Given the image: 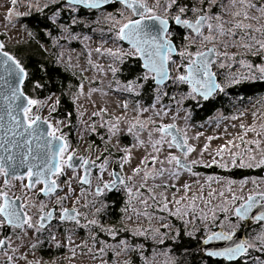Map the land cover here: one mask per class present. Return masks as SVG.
I'll list each match as a JSON object with an SVG mask.
<instances>
[{
  "label": "snow or ice",
  "instance_id": "obj_1",
  "mask_svg": "<svg viewBox=\"0 0 264 264\" xmlns=\"http://www.w3.org/2000/svg\"><path fill=\"white\" fill-rule=\"evenodd\" d=\"M17 2L18 0H10L12 7L4 17L12 27H15L14 17L21 15L15 11ZM52 2L61 4L62 8H66L70 13H79L82 8L102 10L107 5H122L123 10L119 12V18L111 14L106 17L112 22L111 27L107 33L103 29L100 30L101 46L96 47L94 51L100 56L112 59L113 63L107 66V72H111L113 78L121 71L119 67L114 66L116 62L123 64L126 57L141 60V73L124 84L115 80L118 85L115 89L112 88L111 82L108 87L112 91L139 97L140 89L145 88L149 81H154L155 102L150 105L152 115L146 119L140 117L149 111V107H142L139 101L135 102L136 116L131 120H127L123 115L103 120V115L107 114L104 107L93 112L92 116L101 117L103 122L100 127L106 128L107 131V137H100L104 148L94 157L91 147L89 155H78L77 150L72 148L68 135L63 131L66 126L64 122H53L51 119L52 113L61 104L59 96H56L54 103L49 104L55 96L49 87H55L51 74L41 65L45 76L34 77L25 63L16 54L6 50V44L0 41V177L3 178L0 184V257L3 258V264L27 261V254L21 249H37L45 243V235L57 248L67 247L71 254L70 259H74L79 250L81 256H88L94 261L99 259L101 264H110L112 257L109 256L107 260L104 257L111 252L116 257L114 264H120L122 256L139 252L144 264H149L148 258L143 255V244H137L134 240L117 239L121 230L112 226L105 227L101 222L100 215L107 208V203L102 197L114 190L124 192L127 197L125 207L121 211L126 214L129 223L159 220L162 227L168 228L170 225L163 223L166 217L158 215L166 213L167 217L175 216L185 224H195L197 220L205 222L209 219L204 208L211 211L213 222L218 219L217 209L225 214L231 210L232 216L238 222H243L250 216L258 222H264V191L250 192L246 197L237 195L232 191L234 181L227 180L226 191L217 193L210 190L205 198L203 185L199 188V195L189 196L191 185L178 184L183 174L199 176L195 171L198 167L215 165L229 170L230 164L234 168L264 169V148L261 147L264 139L259 138L264 133V124L260 125V131H257L254 124H241L243 135L239 137L240 144L228 141L214 154L209 153L210 163H204L203 158L208 152L209 144L205 143L199 151V158L194 159L192 156L197 152V148L190 143V139H199L202 133L189 137L187 127L177 126L176 116L172 117L171 123L165 122V117L172 111L170 107H157L163 96H168L161 86L169 80L177 85L188 86L187 94L181 97V100L189 99L199 103L201 98L206 101L215 93L224 92V86L217 82L212 66L220 58L235 60V54L230 55L228 52L230 48L256 55L264 54V0H154L152 6H149L147 0ZM125 12L131 14L125 15ZM60 16L61 9H55L51 17L52 22L55 23ZM71 21L72 25H60V36L54 38L55 44H59L61 39H80L72 27L80 22L79 17L71 16ZM173 24L187 31L184 37L187 43L181 49L173 42ZM47 34L51 35V32ZM90 39L88 35L83 37L85 41ZM109 41L113 44L126 41L130 47L124 50L117 44L115 48H104L103 45ZM174 56L179 57V61L173 59ZM87 57L90 68L99 74H106L103 65L94 63L92 50L87 52ZM56 63L64 64V57L57 55ZM239 63L259 75L250 73L233 76L229 80V86L240 84L242 80H264V64L253 65L243 59ZM172 65L176 66L177 74L174 77L171 74ZM223 66L221 64V67ZM70 67L69 60L65 70ZM88 70L89 68H81L80 72L83 74ZM26 82L32 85L33 90L47 92L48 95L44 99L29 96L25 91ZM97 92L108 94L96 87H89L85 91L84 82H81L74 93L73 103L81 97L91 99ZM171 99L177 104L181 103L176 96ZM46 105L49 115L42 117L38 113ZM121 107L126 113L129 102L125 100ZM83 115L81 112L80 116ZM239 118L232 117L234 120ZM184 119H191V113ZM82 123L85 125V131L96 133L95 122ZM122 124L125 127L122 128ZM248 133H255L258 138L245 140ZM122 135L131 136L134 143L121 148L119 144ZM207 139L211 141L215 137L209 136ZM113 140L117 146L116 151L122 155H114L108 147ZM245 143L248 146L243 148ZM233 148L240 150L233 152ZM134 149H143L145 155L139 159L138 164L131 166ZM225 152L228 153L226 161ZM113 164L118 165L119 171L109 170ZM126 165L130 167V171L126 170ZM93 170H98L95 175ZM105 174L109 177L108 180L104 179ZM63 177L67 178L62 179ZM93 179L96 181L94 190ZM211 180L212 177H209L208 182ZM246 183V180L240 182L241 191ZM252 183L255 185L256 181L253 180ZM74 184L80 185V196L76 195ZM84 186H87V189ZM14 189L19 190L21 195H16ZM86 191L95 198L87 199L84 195ZM170 191L171 198L168 195ZM180 192H183V195H178ZM36 196L42 198L34 199ZM81 199H84L85 203L78 207ZM215 199H219L220 203L214 205ZM68 201H71V207L66 206ZM197 201L204 205V208L199 209V215ZM82 208L87 211H82ZM254 209H260L258 215L254 214ZM224 219L231 222L228 215H225ZM53 221L71 225L66 229L63 240L57 239L56 233L51 231ZM77 230H84L88 239L76 243L74 236ZM97 230L116 242L110 244L99 239ZM123 230L129 231L127 228ZM131 233L133 237L150 236L160 244H163L165 239V234L159 229L138 227L131 229ZM182 235L179 231L175 233L176 237ZM187 235L194 236L193 232H188ZM234 235V231L210 232L203 244L232 241ZM250 250L264 253V234L256 237L255 242L243 240L218 250L201 249L208 257L239 261V264H246L245 258H251ZM252 259L255 264H264V259ZM27 264H40V261H27ZM123 264H135V261L126 259ZM169 264L176 262L170 258Z\"/></svg>",
  "mask_w": 264,
  "mask_h": 264
},
{
  "label": "flooded vegetation",
  "instance_id": "obj_2",
  "mask_svg": "<svg viewBox=\"0 0 264 264\" xmlns=\"http://www.w3.org/2000/svg\"><path fill=\"white\" fill-rule=\"evenodd\" d=\"M149 6H152L154 3V0H147ZM31 5V6H30ZM51 7L46 8L44 6L43 0H18L17 4L15 5V11L22 8L21 15L16 16L13 20V23L15 24V27L25 30L30 35V41L25 42L22 47H28L31 46L34 49H42L43 45L48 44V41L45 43L46 39V31L48 32H55L56 31V25L49 22L46 17L47 15L53 14L55 9H60L61 4H56L55 6L52 4ZM0 41L4 42L6 41V33L9 29L13 28L12 26H9L7 21L4 19V17L7 15V11L9 8L12 7L10 0H3L0 5ZM42 9V11H41ZM123 10V6L117 4H111L105 6L104 9L101 11L106 13V17L111 14L113 16H116L119 18V12ZM98 12V10H88V9H81L79 13H73L74 16H81V17H88L89 15H92L94 13ZM130 12H125V15H130ZM83 15V16H82ZM65 10H61V16L58 19V23L61 24L62 17H66ZM69 17V16H68ZM71 20V19H70ZM69 20V21H70ZM67 20L64 19L63 23H65ZM111 21L107 20L105 18V23L103 25V30L107 33L108 29L111 27ZM69 25V22L67 23ZM82 33H85L86 29L82 26ZM171 31L174 33L173 35V42L174 45L181 49L184 44L187 43V41L184 40V37L187 35V31L176 26H171ZM32 35H35V39H32ZM47 40V39H46ZM82 41H85L82 39ZM80 42V41H78ZM112 43L111 41H109ZM113 44V43H112ZM117 44L124 48L128 49L130 45L123 42H117ZM210 46V45H209ZM43 50V49H42ZM229 54H235V60H225L223 58H220L218 62L212 66V71L216 73L217 82L224 86V92L222 93H215L211 98L208 100H203L202 98L199 100V103L195 100H189V99H183L181 100V97H185L188 91L187 85H177L174 84L171 80H169L164 87V91L168 93V96H163L162 100H166L167 103H163L160 101L163 106H168L172 110L178 107L179 110L184 112L185 114L191 113V119L188 121L193 125H202L207 124L209 122L213 123L215 120L216 123H220L224 118H227L229 115H232L233 112H238L245 110H251L250 105H258L257 102L264 104V80L261 79H249V80H242L240 84H232L229 86V80L233 76H240L241 74H253V75H259L258 72H255L254 70H250L248 68L242 67L239 63L240 60H246L249 63H252L253 65H261L264 64V54H252L251 52L245 53L243 51H238L235 49H228ZM84 56V55H83ZM50 63L54 62L52 61V58H48ZM173 59H176L179 61V57L174 56ZM119 64V68L121 69L120 72L116 74V77L113 78L112 74L108 76V83L106 84V91L109 94V96L115 101L120 102L117 103L115 109L118 110V116H122L125 112L123 111L121 105L122 103L127 100L129 102V108L127 111H129L126 114V119L131 120L136 116L135 111V102L139 101L142 107H150L152 103L155 102L154 96L155 93L153 91L155 87L154 81H149L148 84L145 86V88L140 89L141 96H132L128 93L119 92V91H112L109 89L108 85L111 82L112 88L115 89L118 87V85L115 83V80H119L121 84L126 83L128 80L133 79L137 74L142 72L141 69V60H139L136 57H127L125 58V62L123 64ZM221 64L224 66L221 67ZM136 67V70L131 72V74H128V68L129 67ZM72 73V79L70 83V89H71V97L66 99V96H64L63 90L54 89L52 90L55 93V96H53L54 101L56 96H59L61 98V104L57 107L56 111L52 113L51 119L54 122L55 120H62L66 122V126L63 127V131L68 135L70 143L72 145V148L77 150L78 155H89V148L91 147L92 155L93 157L98 154L99 151H102L104 148V143L101 141L100 137L105 136L107 137V131L106 128H101L100 124L103 122L100 116H92V113H90L87 117H80V114L78 112L77 103H73V97L74 93L77 90V86L79 85L80 80H84V77H79L77 73ZM171 74L174 77L176 73V66H171ZM81 76V75H80ZM78 83V84H77ZM175 85H173V84ZM77 84V85H76ZM171 84V85H170ZM74 85V86H73ZM260 89L261 91H257ZM26 93L37 99H44L48 93L47 92H39L37 90L29 89L25 90ZM179 91V92H178ZM253 91L254 94L249 95L248 93ZM257 91V92H255ZM68 94V90H66V95ZM97 94L101 97L102 93L97 92ZM176 96L177 100H181L180 104H176V101L172 100L171 97ZM247 101H249V105L246 106ZM254 102V103H253ZM66 104H68V107H66ZM259 103V104H260ZM253 106V107H254ZM92 111V110H91ZM98 111V110H97ZM42 117H44L40 112L38 113ZM69 114H71L69 116ZM216 114V116H214ZM124 116V115H123ZM113 117H116L112 113L107 112L106 115H103V120H110ZM264 118V117H263ZM82 121H87L88 124H91L95 122L96 124V133H92L91 131H85V125L82 123ZM83 136V139L81 137ZM132 143H134L133 139L129 135H122L120 137V144L119 146L121 148L130 146ZM248 145L245 143L242 145L243 148H246ZM108 147L112 150L113 154L118 156L122 155V153H118L116 151V143L115 140H113L112 143L108 145ZM240 149H238L239 151ZM257 156H259V153H257ZM132 166V165H131ZM129 167V166H128ZM119 171L118 165L113 164L110 167L111 170ZM126 170L130 171V167ZM94 175L98 170H93ZM196 172L201 173L205 176H216V181H222L224 179L229 180H242L245 178H261V180L264 181L263 177V171L264 169L260 168H234L229 164V170H225L224 168L218 167V166H212V167H198L195 169ZM71 173H69L70 175ZM67 177H63L62 179H66ZM104 179L108 180L109 177L107 174L104 175ZM3 178L0 177V184H2ZM17 183L18 182H14ZM218 183V182H216ZM96 181L93 179V189L95 188ZM264 182L261 183L263 185ZM39 187V186H38ZM74 187L76 188V195L80 196V185L74 184ZM85 189H87V186H84ZM88 190V191H92ZM16 195H21V192L17 189L13 190ZM88 191L84 193V195L87 197V199L91 200L95 197L88 194ZM254 191H264V188L259 185L251 186L250 192ZM248 193V194H249ZM42 197L36 196L34 199H41ZM103 200L107 203V208L104 212L101 213L100 219L101 222L104 224L105 227L112 226L115 228L120 229V235L117 239H127L129 241H135L137 244H143V255L145 257H150L152 254L155 253L154 249L157 248L158 245L155 241L153 243L152 248L151 241L147 240L146 238H142V236H136L133 237L130 235V233L127 231L125 232L123 229L125 227L124 225V218L126 216L125 213L121 211L125 207L127 197L124 192L122 191H111L107 192L103 197ZM85 203L84 199H81V203L78 207H82V205ZM66 206L71 207V201L66 202ZM35 211V210H33ZM82 211H87V209H83ZM122 216L123 221H122ZM218 219L213 222L212 220L209 221L208 226H202L199 235L197 237H189L188 235H185L182 237H177L176 239L170 238L168 242H165L166 246L169 247L170 253L172 255H175L178 257H182L181 259H178V262L176 264H185L187 263L184 260V257L188 256L191 252L192 256H197L200 259H212L215 264H239V261H227L223 258H211L208 257L201 252V247L203 245V240L207 238V235L210 234V232L215 231H234L235 233H241L242 234V241L243 240H249L252 241L254 239L251 238L253 235H259L264 231V222H253L251 225L248 226L246 221L238 222L236 221V218L232 216V213L229 214V217H231V222L226 221L224 219V216H222L220 213L218 214ZM173 221H176V219H172ZM172 221V222H173ZM224 222L221 227L220 223ZM71 227V225L67 224H60L59 221H53L51 231L56 233L57 239L63 240L66 235V229ZM209 227V229H208ZM209 234H207V231ZM99 232V230H97ZM45 243L40 245L35 250H30L28 248L21 250L27 254V261H40V264H68L69 262H73L74 264H88L86 261L91 262V264H101V261L99 259L97 260H81L80 262H77V258L70 259V252L67 247L63 248H57L55 244L51 243L48 237L44 236ZM74 239L77 243L78 239L81 243L84 240L88 239V236L84 230H77V234L74 236ZM99 239L106 240L108 243L112 244L116 241H113L110 237L106 236L103 232H99ZM191 243V248H186L184 244ZM27 243V241H25ZM89 243H91L89 241ZM257 247L259 245L257 244ZM167 250V249H166ZM169 253V250H167ZM111 252L108 253V256H105L104 259L107 260L109 256H111ZM19 255V253H18ZM81 256L79 254V250L77 251V256ZM250 256L251 258H245L246 264H255L253 262L252 258H260L264 259V253L257 252L255 250H250ZM126 259H132L135 261V264H144V260L141 257V254L139 252L131 253L129 256H122L120 258V264H123V261ZM116 259H113L110 264H114ZM24 260H21L18 262V264L22 262H26ZM0 264H3V258L0 257Z\"/></svg>",
  "mask_w": 264,
  "mask_h": 264
},
{
  "label": "rangeland",
  "instance_id": "obj_3",
  "mask_svg": "<svg viewBox=\"0 0 264 264\" xmlns=\"http://www.w3.org/2000/svg\"><path fill=\"white\" fill-rule=\"evenodd\" d=\"M2 1L3 0H0V5H1ZM43 3H44V6L47 5L46 8L51 7L50 5H52V4L54 6L56 5V3H53L52 0H43ZM0 9H1V7H0ZM60 9L65 10V14L67 15L66 17L61 18L62 19L61 24L67 25V23L69 22V25H72V21L70 19H71V16H74V14L68 12L67 9L62 8V6ZM21 11H22V8L18 9L16 12L21 13ZM52 16H53V14L47 15V17H46V19L51 23H53L51 20ZM105 18H106V13L102 12L101 10H98V12H96L92 15H89L88 17H81L80 16L79 17L80 22L78 24L72 26L75 33L80 37V39L75 40V41H68V40L61 39L59 44L54 43V38L60 36V25L61 24L58 23V19L56 20L55 23H53L57 27L56 31L52 32L51 35L47 34L48 30L46 31V39L47 40L45 39V43L48 41V44L42 46L43 51H45V53L48 57L52 58V61L54 62V64H58V63H56L57 55H62L64 57V64H58V65L65 66L70 60L71 67L68 69H70L71 72L73 71L74 73L79 74L78 75L79 77H84L83 81L80 80L78 82H79V84L81 82H84L85 91H87V89L89 87H96V88H101L103 90V92H107L106 91V84L108 83V76L111 75V72H107V66L110 63H113V61L110 57L100 56L97 53H95V51H94V49L96 47L101 46L100 30L103 28V25L105 23ZM0 19H1V16H0ZM64 19L67 20L65 23H63ZM82 26L86 29L85 31H87V32L82 33V28H81ZM85 35L90 36L91 39L87 40V41H82V39ZM6 38H7L5 41L6 50H8L9 52H12L13 47H17V46L22 47V45H24L25 42L27 43L30 41V35L28 34V32L25 30H21L17 27H13V28L9 29L8 32L6 33ZM32 39H35V35H32ZM78 41H80V42H78ZM116 46H117V44H112L110 42L103 45L104 48H115ZM28 47L33 48L31 46H28ZM42 49H39V50H42ZM89 50H92V59H93L94 63L103 65L105 70H106V74H99L96 70L90 68V66L87 64V59H88L87 52ZM124 50H127V49H124ZM26 54H32V53L27 52ZM118 63L119 62H116V64L114 66L118 67L119 66ZM132 67H134V66H132ZM63 68H65V67H63ZM81 68H89V70L87 72H84L83 74H81V72H80ZM70 78L72 79V73L70 75ZM89 81H93V83H89ZM167 83H170V82L167 81ZM167 83H165L163 86H161L163 91L165 89L164 86ZM68 86H69L68 82L64 86L57 84L58 89L63 90L64 96H66V99H67V96H68V98H70L72 95L71 89L70 88L68 89ZM25 90H28V89H25ZM66 90H68L67 95H66ZM263 98H264V96H263ZM161 101L163 103H167L166 100L161 99ZM248 102L249 101H247L246 106L249 105ZM51 103H54V98L52 101L49 102V104H51ZM76 103H77L79 114L82 112L84 114L83 117L84 116L87 117L90 113H93V112L99 110V108H101V107L106 108L107 112L112 113L115 116H118V110L115 109V107H116L117 103H120V102H115L109 96V94H107V95L102 94V96L100 97L97 93H94L91 99H88L87 97H81L78 101H76ZM259 103L257 102L258 105H256V106L251 104L250 105V108H252L251 110L246 111V109H245V110H242L241 112L240 111L233 112L232 115H229L227 118H224L220 123H216L214 120L213 123L209 122L207 124H202V125H193L188 120H185L184 117L187 114H185L184 112L179 110L177 107L174 110L169 112V115L167 117H165V122L171 123L172 117L176 116L177 118H176L175 122H176L177 126L180 128L187 127L189 137H195V136H197V134L202 133V135H200L199 139H190V143L193 144L197 148V152L193 154L192 158H194V159L199 158L200 149L203 148L205 143H208L209 144L208 152L205 153L204 158H203V162L204 163H210L211 158L209 156V153L214 154L215 151L220 146L226 144L230 140L234 141L236 144H240L239 137L243 135V130L240 127L241 124H244L246 126L254 124L257 128V131H260V125L264 124V118H263L264 117V104L262 103V101L260 104ZM160 106H163V104L161 102L159 103V105H157V107H160ZM128 112L129 111H127L126 113H124L122 115L126 116V114ZM41 113L44 117H47L49 115V108L47 105L41 109ZM241 113H243V116H241ZM253 114H255V116ZM149 115H152V109L151 108H149V111L147 113H144L140 118L146 119ZM214 116H216V114ZM233 116H238L240 118L234 120V119H232ZM63 122H64V125H66V122L65 121H63ZM121 127L123 128V127H125V125L122 124ZM209 136L215 137V139L208 141L207 138ZM256 138H258V137H256L255 133H248V135L245 137V140L256 139ZM259 138L264 139V133H262L261 137H259ZM261 147L264 148V144H262ZM232 151L237 152L238 149L233 148ZM144 155H145V153H144L143 149H140V150L134 149L133 150L132 166H135L136 164H138L139 159H141ZM224 159H225V161L228 160V153L227 152H225V154H224ZM125 167H126V169L129 168L127 165ZM209 177H212V180L210 182H208ZM216 179L217 178L215 175L205 176V175H202L201 173H199V176H189L187 174H183L181 176L180 180L178 181V184L182 185L184 183H188L191 185V192L188 194L189 196L199 195L200 194L199 188L201 185H203L204 189H205L203 194H204L205 198H207V192L210 190H215L218 193L219 191H226V189H227L226 181L229 179H224L222 181H219L218 183H216L217 182ZM245 180L247 181V183L244 185L243 191H241L240 182L245 181ZM253 180L256 181L255 185H259V186H262V188H264V184L261 185V183L264 182L263 180H261V178H251V179L245 178L242 180H233L234 184L232 186V191H234L237 195H244L246 197L250 191V187L255 186L252 183ZM168 195H169V198H171L172 192L170 191L168 193ZM178 195H183V192H180ZM218 203H220L219 199L213 200L214 205L218 204ZM197 204L199 205V207L197 209V215H199V209L204 208V205L202 203H200L199 201H197ZM204 210L208 212L209 219L205 222H200L199 220H197L195 222V224H191V223L185 224L183 220H181L175 216L167 217L166 213L158 214V215H164L166 217V219L163 221V223L170 225V227H168V228L162 227L161 222L159 220H153L151 222H148L146 220H141L140 222L134 221L132 223H129L126 219V216H125V218L122 216V221L124 218L125 219L124 220V225H125L124 228L129 229L128 232L130 233V235H132L131 229L138 228V227L159 229L161 232H163L165 234V239H164L163 244H160V243H158V241L151 239L150 236H149V238H146L147 240H149V239L152 240L150 248H152L154 241L157 244H160L157 246L156 249H154L155 253L152 254L150 257H148V261H149V264H169L170 258L173 259L175 262H178V259L180 257L177 258V256L172 255L170 253L169 247L166 246L165 242H168L170 240V238L176 239L177 237L175 236V233L178 231L183 233V236L187 235L188 232H193V234H194L193 237H197L199 235V231H200L201 227L202 226H208V223L211 220V215H212L211 211H209L207 208H204ZM219 213L225 217V215L229 216V214L231 213V210L229 211V213L225 214V213L221 212L219 209H217L216 210L217 217H218ZM173 218L176 219V221H173L172 220ZM222 224H224V222L220 223V225H222ZM208 229H209V227H208ZM206 232H207V234H209L208 230ZM261 234H264V231ZM261 234H259V235H261ZM259 235H253L251 237L252 239L254 237L252 242H255V238L258 237ZM142 238H145V237L142 236ZM78 242H79V239H78L77 243ZM24 249H26V248H23L21 250H24ZM166 249L169 250V253L167 252ZM165 253H167V255ZM111 257H112V260L116 259V257L113 256V254H111ZM75 258H77V262H80L81 260H83V261L90 260V258L88 256L80 257L79 255L78 256L76 255ZM86 262L88 264H91V262H89V261H86ZM20 264H27V263L22 262ZM68 264H74V263L69 262Z\"/></svg>",
  "mask_w": 264,
  "mask_h": 264
},
{
  "label": "trees",
  "instance_id": "obj_4",
  "mask_svg": "<svg viewBox=\"0 0 264 264\" xmlns=\"http://www.w3.org/2000/svg\"><path fill=\"white\" fill-rule=\"evenodd\" d=\"M27 52L32 53V54H26ZM11 53L16 54L18 58L21 59L25 63L29 72L32 73L34 77L36 78H42L45 76V72L41 69V65H43L44 68L47 69V72L51 74V76L53 77V83L55 87H52V85H49V87L52 88V90L58 88L57 84L64 86L67 82L69 83L68 89L70 88V83H71L70 69L66 71L65 68H63L65 66L50 63L48 61L49 57L46 55L45 51L33 49L30 47L17 46V47L12 48ZM136 68L137 66L129 67L128 74H131L132 71L134 72ZM25 89L29 90L33 88L30 83L26 82ZM257 91H261V90L258 89ZM252 94H254L253 91L249 92L248 96ZM65 105L66 107H68V104L65 103ZM184 246L186 248H191L192 244L189 242V243L184 244ZM192 255L193 254L190 252L188 256L184 257V260L187 262L185 264H215L212 259H200V257L198 258L197 256H192ZM253 262L255 263L254 259H253Z\"/></svg>",
  "mask_w": 264,
  "mask_h": 264
},
{
  "label": "water",
  "instance_id": "obj_5",
  "mask_svg": "<svg viewBox=\"0 0 264 264\" xmlns=\"http://www.w3.org/2000/svg\"><path fill=\"white\" fill-rule=\"evenodd\" d=\"M124 43L128 44L126 41H124ZM141 63H142V61H141ZM263 177H264V171H263ZM259 211H260V209H254V214L258 215ZM245 221L247 222L248 226L251 225L253 222H257L252 216H250V218L245 220ZM240 241H242V234L241 233H235V235L233 236V240L232 241H212L209 245H204L203 244L201 249L218 250V249H220L222 247L229 246L231 244H234V243L240 242ZM202 254L206 255V252H202ZM211 258H217V257H211Z\"/></svg>",
  "mask_w": 264,
  "mask_h": 264
}]
</instances>
